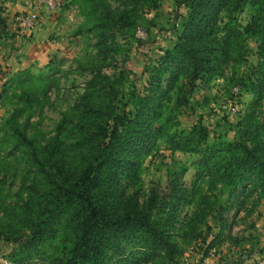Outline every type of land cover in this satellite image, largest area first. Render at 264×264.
Returning <instances> with one entry per match:
<instances>
[{"label":"trees","instance_id":"16d2710c","mask_svg":"<svg viewBox=\"0 0 264 264\" xmlns=\"http://www.w3.org/2000/svg\"><path fill=\"white\" fill-rule=\"evenodd\" d=\"M115 1L117 8L110 0L74 2L83 12L90 4L97 10L96 52L80 60L90 79L49 139L31 120L59 87L57 69L18 73L0 93V100L11 93L9 101L25 102L0 125V242L16 245L10 264H183L212 230L211 218L220 232L204 257L232 240L231 211L252 217L264 206V0H176L188 10L180 29L173 26L176 42L148 65V79L126 103L127 77L107 72L123 50L118 35L130 34L143 11L160 10L162 0ZM0 24L8 26L1 16ZM251 42L257 64L245 78ZM215 80L232 95L251 97L233 139L211 138L201 121L189 129L180 121L183 113L195 116L197 82ZM161 146L197 157L192 181L187 185L188 169L176 172L172 162L168 192H145L146 162ZM2 160L16 161L17 179Z\"/></svg>","mask_w":264,"mask_h":264},{"label":"rangeland","instance_id":"374dc122","mask_svg":"<svg viewBox=\"0 0 264 264\" xmlns=\"http://www.w3.org/2000/svg\"><path fill=\"white\" fill-rule=\"evenodd\" d=\"M61 7L53 16L55 21L63 23L64 28H53L51 38L57 41L55 45L60 46L58 51L50 55L51 59H46L40 66L33 69V74L41 72L55 73L53 68L58 70L55 76L60 78L58 88H53L49 93V99L42 112L38 111L31 120L34 128H38L39 137L43 136L46 141L53 135L54 128L61 120L77 98L83 93L86 82L90 79L89 72L78 69L80 60L85 56L94 55L97 42L95 33L91 32L94 27L98 13L90 4L83 12L75 0H60ZM113 7H119L118 2L110 0ZM68 6V8H67ZM65 11V12H64ZM187 9L176 6V0H162V7L158 11L145 9L141 14L137 29L127 36L118 35V41L123 46V50L116 56V61L107 69L109 74H124L127 77L125 85L122 87L124 103L129 95L134 93L135 86L141 88L140 81L145 82L149 74L145 69L151 62H156L166 50L173 47L176 42V25L180 29ZM250 17V11L241 15L244 24ZM149 30V31H148ZM142 33V34H141ZM60 39V40H59ZM141 42L144 43L141 45ZM56 49V48H55ZM257 64V46L251 42L250 56L242 67L241 75L247 78L253 67ZM231 71H228V75ZM198 88L193 92L191 100L196 105L194 118H190L184 113L180 117L183 128L189 129L195 121H201L210 131L211 138L215 139L219 135L228 139H233L239 132V122L247 109L251 97L248 95H235L228 92L226 82L215 80L210 84L197 82ZM10 97H13L10 93ZM10 97H2L0 100V125L7 122L17 107L24 106L25 102ZM33 133V129L31 134ZM197 157L189 154L171 153L161 146L158 151L146 162V171L143 174L145 192L152 187L160 189L162 194L169 190V178L167 168L176 162V172L186 167L183 180L189 185L193 178ZM3 161V160H2ZM4 169L8 170L17 179V171L20 169L16 161H3ZM17 186L14 190H17ZM250 206H247L249 209ZM187 210V209H186ZM182 212V215L192 213ZM229 233L231 241H223L216 244L207 256H203L205 245H211L215 237L220 232V225L214 218L210 219V232L205 233V239L190 247L184 258L183 264H264V206L260 207L252 217H247L246 210L238 212L231 211L227 215ZM237 243V244H236ZM13 242L3 239L0 242V264H10L7 259L8 254L15 248Z\"/></svg>","mask_w":264,"mask_h":264},{"label":"crops","instance_id":"0c3cea01","mask_svg":"<svg viewBox=\"0 0 264 264\" xmlns=\"http://www.w3.org/2000/svg\"><path fill=\"white\" fill-rule=\"evenodd\" d=\"M33 11L39 14L36 28L20 35L14 18ZM55 14L56 11L47 12L38 0H0V16L8 25L0 24V93L11 77L26 70L33 71L58 51L60 46L55 45L57 41L52 40L51 32L53 28L64 27L63 23L55 21Z\"/></svg>","mask_w":264,"mask_h":264},{"label":"built area","instance_id":"2783aa9c","mask_svg":"<svg viewBox=\"0 0 264 264\" xmlns=\"http://www.w3.org/2000/svg\"><path fill=\"white\" fill-rule=\"evenodd\" d=\"M38 4L42 5L47 12H54L61 7L60 0H38ZM39 20V14L37 11L30 12L28 14H20L14 18V23L17 27V31L20 35H24L26 32L33 31ZM141 32L138 29L137 33ZM142 34V33H141ZM237 91V90H235Z\"/></svg>","mask_w":264,"mask_h":264}]
</instances>
